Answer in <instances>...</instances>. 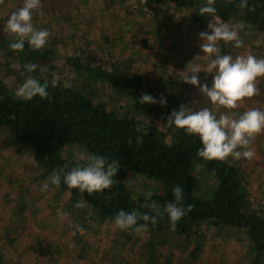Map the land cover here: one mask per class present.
<instances>
[{"label": "rangeland", "instance_id": "obj_1", "mask_svg": "<svg viewBox=\"0 0 264 264\" xmlns=\"http://www.w3.org/2000/svg\"><path fill=\"white\" fill-rule=\"evenodd\" d=\"M23 2L4 0V4H0V40L15 39L5 26L11 13L22 7ZM41 9L43 15L35 11L32 22L36 28L50 33L45 47L54 54L51 61L41 64L35 72L22 75L15 69L16 59L6 54L0 42V75L14 94L26 76L51 81L55 73L62 84L89 90L92 99L107 109L132 113L133 105L126 97L120 98L103 84L89 83L71 69L62 67L60 59L80 53L95 63L117 64L120 71L137 73L164 92H179L182 105L186 107L194 110L208 107L217 111L197 87L182 81L191 63L206 66L207 60L193 59L203 56L199 33L210 34V21L220 23L214 17L198 29L189 22L187 9L177 12L168 2L143 8L138 0H41ZM237 23L235 19L228 22ZM240 37L241 48L220 42L221 54L235 58L251 53L258 59L264 58V34L241 30ZM197 75L201 83L211 87V74L200 72ZM257 86L260 94L245 100L232 112L239 115L251 108L264 111V78ZM224 111L219 109L217 115ZM3 129L0 126V256L5 264H147L148 254L142 247L143 241L151 237L147 232L120 230L114 221L98 222L92 213L68 206V195L51 185L50 175L45 179L38 177L43 171L33 164L30 149ZM251 147L255 151L251 161L231 157L228 160L239 166L243 191L251 208L264 215V134L259 135ZM60 152L78 166L87 163V153L80 146L65 145ZM193 173L200 190L205 196L210 195L215 187L210 175L199 166H193ZM118 180L132 194L160 191L158 183L137 174L124 173ZM45 182H49V188L42 192ZM61 213L66 214L63 220ZM77 224L83 232L73 227ZM201 231L202 238L190 236L202 246L192 264H249L250 246L243 234H228L225 227L215 228L209 223L203 224ZM161 236L165 239L163 255L157 252L153 257H158L161 263L169 259V264H181L187 258L185 252H181L186 247L182 236L176 237L183 241L179 246L172 244V235L165 229Z\"/></svg>", "mask_w": 264, "mask_h": 264}, {"label": "trees", "instance_id": "obj_2", "mask_svg": "<svg viewBox=\"0 0 264 264\" xmlns=\"http://www.w3.org/2000/svg\"><path fill=\"white\" fill-rule=\"evenodd\" d=\"M164 2H168L177 12L187 9L189 22L198 29L203 28L207 19L214 17L223 23L231 19L243 21L244 31L264 34V0H248V7L244 9L238 6L240 0H233L230 4H226L225 0H216L215 16L200 15L199 8L206 4V0H138L143 8ZM253 6L255 11H250ZM1 40L6 54L16 59L15 69L18 73H28L23 67L27 63L39 67L54 58L49 47L33 50L26 41L22 51H14L9 45L15 39ZM60 62L62 67L71 69L89 83H101L120 98L126 97L134 110L132 113L109 110L101 102L94 101L89 90L72 84L64 85L60 81L53 87L51 81L43 79L39 80L48 83L49 98L37 96L30 101L21 100L0 75V126L14 140L30 149L33 164L43 171L38 173V177L48 178L65 164L68 165L66 171L78 166L67 156H62L60 148L65 145L80 146L87 154L94 153L109 161L118 160L120 168L113 177V187L102 193L89 195L78 189H69L62 179L59 187H56L68 195L67 205L81 212L92 213L98 222L114 221L121 209L139 213L149 211L141 207L147 192L130 193L118 180L122 174L133 173L158 183L160 191L152 192L151 200L161 207L174 201L173 186L179 185L183 188V205H192L193 210L177 223L175 231L171 230L166 214L158 218L155 226L148 225L147 234L151 237L145 239L142 245L148 254L147 264L170 262L166 259L161 263L158 257H153L157 252L163 255L161 251L165 239H162L161 231L164 229L172 235L173 245L186 242L185 250L181 252H185L187 258L181 264H192L202 251V246L192 241L190 236L202 238L201 227L205 223L215 228L225 227L228 234H243L250 246L249 264H264V215L251 208L243 191L239 166L234 161H206L198 157L197 150L202 146L199 137L167 124L170 113L178 110L183 103L179 92H164L157 84L145 82L137 73L120 71L117 64L95 63L80 53L65 56ZM143 94H149L157 101L164 99L166 104H141L139 98ZM138 127L146 131L140 144L136 142L137 137L142 135L137 131ZM193 166H199L210 175L215 186L210 195L205 196L200 190ZM79 201H85V207L76 208ZM179 236L183 241L176 240ZM0 264H5L1 256Z\"/></svg>", "mask_w": 264, "mask_h": 264}, {"label": "clouds", "instance_id": "obj_3", "mask_svg": "<svg viewBox=\"0 0 264 264\" xmlns=\"http://www.w3.org/2000/svg\"><path fill=\"white\" fill-rule=\"evenodd\" d=\"M233 0H225L226 4ZM216 0H206V4L199 8L201 16H215ZM4 4V0H0ZM241 9L248 7V0H240L238 5ZM255 11L254 6L249 9ZM39 11L42 16L41 0H24L23 6L19 7L8 17L5 30L15 37L9 47L14 51H22L25 42L33 50L42 49L48 43L50 33L47 29H38L33 24V13ZM245 28L243 21L235 25L228 23L208 24V32H200L199 38L202 41L200 48L203 56L197 55L193 61L205 59L206 66L199 63H191V67L184 72L182 81L191 84L199 89L200 94L215 106L217 111L204 107L199 110L181 105L178 110H173L167 118L169 126L183 129L189 135L199 137L201 147L197 150V156L206 161L216 160L226 162L229 157L233 160L244 158L251 161L255 156V151L251 147L255 139L264 134V111L251 108L237 115L232 112L238 109L245 100L251 99L260 94L258 81L264 78V58L258 59L251 53L237 55L221 54L220 42L233 43L235 48L243 47V40L240 31ZM192 62V61H191ZM24 69L28 73L35 72L38 65L27 63ZM41 71H47L41 69ZM204 72L212 75L211 87L206 83H201L197 73ZM23 75V73H22ZM51 84L55 87L59 81L58 74H52ZM48 83H41L34 76H26L24 81L17 87L15 96L18 99L30 101L39 96L41 99L49 98ZM141 104H156L161 106L166 104L164 99L157 101L149 94H143L139 98ZM226 111L219 113V109ZM142 135L137 137V144L143 142V135L146 131L142 127L137 128ZM131 143V140L129 141ZM87 163L84 166H75L70 170L65 164L61 168L54 170L49 177L51 185L59 187L61 180L69 189H78L81 193L87 192L102 193L106 189H111L114 184L113 177L116 176L120 168L118 160L109 161L107 158L89 153L85 156ZM49 188V182L43 183L41 191ZM152 192L145 194V202L141 207L148 209L146 213H139L135 210L127 212L119 210L114 217V225L120 230L133 229L136 233L147 232L148 225L155 226L158 218L167 215L171 230L175 231L177 223L193 210L192 205H183V188L179 185L173 186L174 201L166 203L163 207L154 200H151ZM85 201L76 203V208L85 207ZM64 213L60 218H65ZM143 221V223H140ZM78 231L83 232L80 226L73 225Z\"/></svg>", "mask_w": 264, "mask_h": 264}]
</instances>
